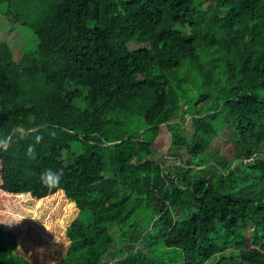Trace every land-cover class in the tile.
Masks as SVG:
<instances>
[{"label":"trees","instance_id":"1","mask_svg":"<svg viewBox=\"0 0 264 264\" xmlns=\"http://www.w3.org/2000/svg\"><path fill=\"white\" fill-rule=\"evenodd\" d=\"M203 2L0 0L35 37L0 36V160L78 209L58 264H264V0ZM15 242L0 222V264H54Z\"/></svg>","mask_w":264,"mask_h":264},{"label":"rangeland","instance_id":"2","mask_svg":"<svg viewBox=\"0 0 264 264\" xmlns=\"http://www.w3.org/2000/svg\"><path fill=\"white\" fill-rule=\"evenodd\" d=\"M214 2L215 0H204L203 6ZM0 36L8 42L16 59H20L27 50L35 46L34 34L29 29L20 23L10 25L3 18ZM134 44L136 45L130 43V46ZM191 119V116L187 117L186 128L189 135L194 133ZM170 142V134L164 127L152 150L163 152L169 158L168 161H163L164 164L174 166L179 163V159L186 160L188 156L187 151L181 149L177 159ZM211 145L216 147L222 156L231 157L232 146L226 132L215 138ZM161 155L160 153L157 158H162ZM142 157L144 155L140 158ZM207 171L209 179L217 169L209 165ZM27 174L25 169H9L0 160V222L7 224L16 234L17 242L15 245L1 247L13 250L17 245V252L30 261L58 264L68 247L65 230L76 217L78 209L65 196L62 197V194L45 195L35 183V179L23 178ZM102 264L114 263L106 257Z\"/></svg>","mask_w":264,"mask_h":264},{"label":"clouds","instance_id":"3","mask_svg":"<svg viewBox=\"0 0 264 264\" xmlns=\"http://www.w3.org/2000/svg\"><path fill=\"white\" fill-rule=\"evenodd\" d=\"M42 179L49 183H58L60 180V174L54 173L51 170H47L42 175Z\"/></svg>","mask_w":264,"mask_h":264}]
</instances>
